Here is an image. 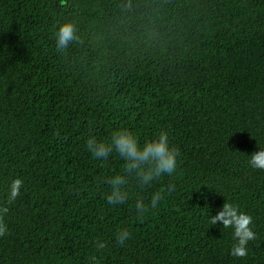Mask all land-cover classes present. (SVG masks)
<instances>
[{
	"label": "trees",
	"instance_id": "obj_1",
	"mask_svg": "<svg viewBox=\"0 0 264 264\" xmlns=\"http://www.w3.org/2000/svg\"><path fill=\"white\" fill-rule=\"evenodd\" d=\"M66 21L79 41L59 52ZM118 129L141 144L167 133L178 167L147 189L130 179L110 205L124 161L96 160L86 141ZM258 150L264 0H0V264H264ZM224 203L251 217L244 257L211 223Z\"/></svg>",
	"mask_w": 264,
	"mask_h": 264
},
{
	"label": "clouds",
	"instance_id": "obj_2",
	"mask_svg": "<svg viewBox=\"0 0 264 264\" xmlns=\"http://www.w3.org/2000/svg\"><path fill=\"white\" fill-rule=\"evenodd\" d=\"M79 41L77 28L71 21L60 23L55 31V45L59 52H64L70 45ZM88 152L93 158L101 162H107L113 154L124 161V174H115L107 182L110 185V192L106 199L110 205H121L129 199L128 185L130 179L143 188H150L151 185L164 175L171 176L178 167V152L171 146L169 136L160 132L158 136L146 140L141 144L137 136L128 129H118L112 132L107 139L90 136L86 141ZM252 167L264 170V150L256 151L250 159ZM22 181L14 179L8 188V199L14 201L20 194ZM163 199L161 192L151 194L148 204L143 199H136L135 211L138 217L143 216L149 207L156 208ZM7 208L0 209V215L7 213ZM219 222L224 228L233 229L235 243L231 249V255L244 257L247 254V242L254 239V232L249 225L251 217L239 212L231 204L224 203L222 207L211 216V223L217 225ZM5 225L0 222V234L5 231ZM130 238V233L120 230L116 240L123 245ZM103 248V243L99 244Z\"/></svg>",
	"mask_w": 264,
	"mask_h": 264
}]
</instances>
